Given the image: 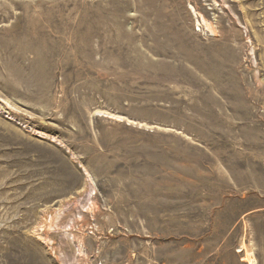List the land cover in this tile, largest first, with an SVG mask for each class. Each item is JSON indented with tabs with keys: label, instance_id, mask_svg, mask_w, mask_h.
<instances>
[{
	"label": "rangeland",
	"instance_id": "1",
	"mask_svg": "<svg viewBox=\"0 0 264 264\" xmlns=\"http://www.w3.org/2000/svg\"><path fill=\"white\" fill-rule=\"evenodd\" d=\"M245 251L264 264V0H0V264Z\"/></svg>",
	"mask_w": 264,
	"mask_h": 264
},
{
	"label": "bare ground",
	"instance_id": "2",
	"mask_svg": "<svg viewBox=\"0 0 264 264\" xmlns=\"http://www.w3.org/2000/svg\"><path fill=\"white\" fill-rule=\"evenodd\" d=\"M245 261H246L247 264H255V260L250 255V252L248 253L247 251H245Z\"/></svg>",
	"mask_w": 264,
	"mask_h": 264
}]
</instances>
